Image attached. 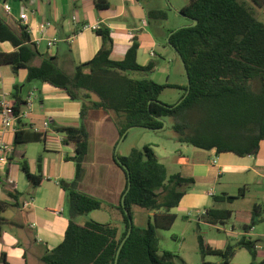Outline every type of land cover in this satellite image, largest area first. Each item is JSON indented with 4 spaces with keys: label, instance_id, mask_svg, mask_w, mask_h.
Masks as SVG:
<instances>
[{
    "label": "trees",
    "instance_id": "16d2710c",
    "mask_svg": "<svg viewBox=\"0 0 264 264\" xmlns=\"http://www.w3.org/2000/svg\"><path fill=\"white\" fill-rule=\"evenodd\" d=\"M249 3L264 9V0H190L179 10L190 25L169 31L168 45L176 49L185 63L190 78L189 92L188 85H163L151 79L132 77L135 73H151L154 64L142 66L138 63L140 43L137 39L132 40L122 60H113L114 41L110 30L102 27L96 30L103 44L95 57L79 65L73 74H68L57 67L53 58L35 64L40 54L28 29L22 25L14 29L0 18V41L9 42L15 48L11 53H0V67L9 65L16 70L26 69L28 83L39 81L64 90L72 100L82 102L83 121L91 108L116 113L124 120L120 139L134 128L158 132L163 127L160 120L171 118L173 130L182 144L206 151L215 149L219 154L255 157L264 141V21ZM94 4L101 11L110 7L108 0H94ZM148 18L166 21L169 15L166 10H149ZM193 21H197L195 26L191 25ZM170 87L184 89L181 99L173 105L160 100L162 93ZM20 89L21 86L16 85L12 95V112L19 125L22 124L21 107L26 103ZM90 94L99 100L87 101ZM58 132L64 136V144L73 147L74 156L67 160L75 163L76 174L70 184L63 182L68 193L70 217L64 240L47 252L42 261L45 264H115L118 250L130 229L125 211L132 217L133 207H140L154 215L147 227H137L133 223L117 264H166L158 258L160 241L156 229L173 228L177 215L172 210L179 206L195 180L179 174L168 175L165 165L147 145L143 149H133L127 156L115 158L116 164L127 175L125 204L105 203L79 189L89 142L85 125L62 128ZM46 139L47 133L19 129L15 147L44 143ZM21 169L29 183L37 187L42 182L43 157L37 160V174L31 173L26 159L22 160ZM126 169L131 183L128 191ZM246 192L247 188L243 187L237 195L222 194L214 196V200L231 204L244 198ZM9 196L17 199L18 194L10 192ZM18 205L0 202V214L8 206ZM99 210L118 214L123 229L115 223L90 221L80 224L76 221L78 217ZM261 211V206H255L251 226L246 227V231L259 223ZM232 214L229 209L210 208L204 217L208 224L218 226L230 220ZM12 224L0 215V237L5 227ZM243 249L248 251L253 262L257 259V241L246 236L224 249L213 248L199 237L200 253L220 259L204 264H231ZM165 255L172 256V253L165 252Z\"/></svg>",
    "mask_w": 264,
    "mask_h": 264
},
{
    "label": "crops",
    "instance_id": "0c3cea01",
    "mask_svg": "<svg viewBox=\"0 0 264 264\" xmlns=\"http://www.w3.org/2000/svg\"><path fill=\"white\" fill-rule=\"evenodd\" d=\"M108 1L109 9L101 11L96 9L94 0H0L2 5L9 6V10L3 6L0 8V18L14 29L20 25L28 29L31 41L40 54L35 64H39L44 59L53 58L59 69L73 74L79 65L92 60L102 47L103 40L96 33V30L102 27L108 28L111 32L114 41L111 55L113 60H122L132 40L137 39L140 43L138 63L142 66L154 64V70L150 73L151 77L137 73L133 74V77L151 79L163 85L185 87L187 78L186 84H183L180 78L170 81L171 64L162 62L160 61L162 58H158L157 49L163 21H152L148 18L149 10H166L162 6L164 0ZM187 4L176 8V12ZM169 6L173 9L171 3ZM24 13L27 15V21L22 19ZM259 19L264 21V13ZM54 38L58 41L50 47L49 41ZM166 44L168 45L167 40ZM14 51L15 48L11 43L0 41V53ZM114 55H116L115 58ZM176 55L179 58L177 53ZM27 74L26 69L16 70L9 65L0 67L1 90L5 97L13 105L14 88L19 85L22 100L26 102L21 107V125L16 121L12 128H5L4 117L0 113V148L5 146L8 157L7 162L0 164V202L19 204L18 207L8 206L0 214L13 223L5 227L0 237V264L5 262L7 264H45L42 257L58 247L64 240L70 217L68 193L63 187V182L70 184L74 181L76 167L73 161L67 160V157L74 156L73 147L64 144V136L58 132L59 129L78 128L83 123L89 134L88 151L83 162L84 176L79 186L82 192L105 203L119 206L127 187V175L115 161L120 129L124 125L123 118L112 111L91 108L83 121L81 119L82 102L72 100L64 90L48 83L39 81L28 83ZM164 93L165 91L162 95ZM98 100L96 95L90 94L87 101L97 102ZM19 129L47 133L46 142L15 147L16 131ZM123 144L124 141L117 151L118 155L127 156L133 149H139L134 139L127 147V155H123L121 153ZM145 144H150L148 146L156 144L157 147L161 145L157 142ZM192 147L178 141V146H174V149L164 148V161L161 162L167 168L168 175L179 174L184 178L195 180L179 206L172 210L177 215L176 222L180 218L188 219L189 209L198 210L204 207L202 214L204 217L208 209L202 205L205 203L203 197L206 194L211 197L216 196L213 189L229 194L223 186V179L227 173L243 175L252 172L257 177V183L264 185V141L260 143L259 153L255 157H241L233 153L219 154L215 149L206 151ZM155 155L159 160L156 153ZM40 156L43 157L42 182L37 187H33L23 173L21 163L23 159H26L31 173L37 174V160ZM235 186L238 192L240 188H247L244 183H236ZM209 189L211 191L208 193ZM203 190H205L204 194ZM10 192L17 193V199L10 197ZM257 205L261 206L259 203L255 204ZM95 212L85 215L86 218H82L83 221L79 220L83 216L78 217L76 221L80 224L90 222L97 217ZM252 212L248 211L237 217L244 229L251 224ZM106 213L109 214V212ZM135 213L137 210L133 208V220ZM110 215L114 219L113 223L123 229L121 217L115 213ZM153 215V212L149 213L148 222ZM259 220V223L264 224V216ZM134 225L137 226L135 222ZM212 226L218 228L219 225ZM255 226L240 233L234 225L227 232L229 235L240 238L246 236L251 240H254L252 236L258 237V240H254L257 241V259L254 262L251 256L248 259L245 257L240 259L239 255L243 249L236 254L231 264H264V246L258 243L264 239V229L263 232H257L258 227ZM227 245L226 242L220 241V246L213 248L224 249Z\"/></svg>",
    "mask_w": 264,
    "mask_h": 264
},
{
    "label": "rangeland",
    "instance_id": "374dc122",
    "mask_svg": "<svg viewBox=\"0 0 264 264\" xmlns=\"http://www.w3.org/2000/svg\"><path fill=\"white\" fill-rule=\"evenodd\" d=\"M190 0H168L162 3V6L166 8L169 18L166 21H163V26L161 29V36L159 39L158 45V58H162L160 61L171 64L169 71L171 72V80L182 79V83L186 84V77L184 74V68L177 57L176 53L166 44L169 31L190 25V21L182 17L176 8L189 3ZM173 6V9L170 8L169 4ZM256 12L257 16L260 17L263 13V9H258L254 5L250 4ZM167 33V35H166ZM116 55H114V58ZM136 74V73H135ZM147 77H151L152 74H145ZM140 76V75H139ZM133 77V74H132ZM183 88L170 87L165 90V93L160 97V100L168 105H173L177 103V100L181 95H183ZM167 127L158 133L149 132L145 129H134L127 134L126 139H124V144L121 148V153L127 155V147L130 146V143L136 140L138 143L139 149H143L144 145H150L145 143H160V147L155 146L156 144H151V147L159 157V161L163 162L165 155L164 148L168 150L174 149V146H178V137L175 131L173 130L174 121L171 118L166 119ZM194 148V147H192ZM257 177L252 172H247L246 174H234L227 173L223 179V186L227 189L226 191L230 195H237L238 190L235 186L236 183H244L247 186V194L244 198H239L233 203H217L214 200V197L206 194L203 197L202 205H205L206 209L210 208H219V209H230L233 211V217L226 221L224 225H219L218 228L213 227L210 224H207L205 217H202L204 207L198 210L189 209L188 213L190 214L188 219L180 218L171 230L156 229L157 236L160 241V250L158 252V258L160 261L166 264H204L206 261L215 262L220 260L216 256H203L199 250V237H203L206 244H209L212 247H219L220 241L226 242V244L235 243L240 237L229 235L227 232L232 229V226L235 225L236 230L240 233H244L245 229L237 220L238 216H242L245 212L253 211L255 204L259 203L262 206V211L260 217L264 216V185L257 183ZM220 186V185H219ZM216 188V187H215ZM220 188V187H219ZM211 190H208V193ZM216 193V196H220L225 192L221 190H212ZM205 193V190L202 192ZM204 196V195H203ZM187 202V201H185ZM185 204V203H184ZM187 204V203H186ZM185 206V205H182ZM134 210H137V213L134 214L133 223L138 225H143L147 227L149 219V211L142 209L140 207H133ZM253 213V212H252ZM94 214L97 215L92 221L99 223H113L114 219L111 217L110 213L103 211H96ZM83 216L79 218L80 221H83ZM133 219V216H132ZM201 221V222H199ZM251 226V224H249ZM257 232H263L264 224L259 223L257 226ZM254 240H258L257 236H252ZM259 244L264 246L263 241H258ZM165 252H171L172 256H166ZM250 258V254L247 250H243L239 258L243 259ZM239 259V260H240ZM252 259V258H251Z\"/></svg>",
    "mask_w": 264,
    "mask_h": 264
},
{
    "label": "built area",
    "instance_id": "2783aa9c",
    "mask_svg": "<svg viewBox=\"0 0 264 264\" xmlns=\"http://www.w3.org/2000/svg\"><path fill=\"white\" fill-rule=\"evenodd\" d=\"M4 7L6 10H9V6L4 4L2 5L0 2V8ZM22 19L24 21H27V15L24 13L22 16ZM57 39H51L49 41V46L53 47L56 43H57ZM1 82H0V113L3 115L4 117V126L5 128H12L14 123L17 121V116H15L12 112L13 109V105L11 104L10 100H8L5 97V94L3 93V91L1 90ZM21 115V114H20ZM20 117V116H19ZM8 161V157H7V153L5 152V146H2L0 148V164L7 162ZM212 195V194H211Z\"/></svg>",
    "mask_w": 264,
    "mask_h": 264
},
{
    "label": "water",
    "instance_id": "95a60500",
    "mask_svg": "<svg viewBox=\"0 0 264 264\" xmlns=\"http://www.w3.org/2000/svg\"><path fill=\"white\" fill-rule=\"evenodd\" d=\"M178 14H180V12L178 11ZM184 18H186V17H184ZM197 24V21H193L192 22V26H195ZM169 42H170V36L167 38V43L169 44ZM170 47L178 54V56H179V58H180V60H181V62H182V65H183V68H184V71H185V75H186V78H187V85H188V92L190 91V78H189V74H188V71H187V69H186V66H185V63H184V61L181 59V56L179 55V53L176 51V49L174 48V47H172L171 45H170ZM187 92V93H188ZM161 122H163V127H162V129H160V131H162V130H164L166 127H167V122H166V120H163V119H161L160 120ZM140 129H145V128H140ZM131 129H129L128 131H130ZM145 130H148V129H145ZM128 133V132H127ZM127 133L125 134V135H123L122 136V138L120 139V141H119V143H118V145H117V148H116V156H115V158H117L119 155L117 154V151H118V149H119V147H120V145H121V143L124 141V138H125V136L127 135ZM126 172H127V174H128V189H127V191L130 189V186H131V183H130V177H129V172H128V169H126ZM125 198H126V194L125 195H123V197H122V205L124 206V204H125ZM126 212V215L128 216V219H129V226H130V229H129V232H128V234H127V236H126V238L123 240V242H122V244H121V246H120V248H119V250H118V254H117V260H118V257H119V255H120V252H121V250H122V248H123V246H124V244H125V242H126V240H127V238L131 235V231H132V227H133V220H132V217H131V215L129 214V212H127V211H125ZM117 260H116V263L115 264H117Z\"/></svg>",
    "mask_w": 264,
    "mask_h": 264
}]
</instances>
